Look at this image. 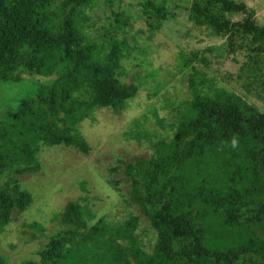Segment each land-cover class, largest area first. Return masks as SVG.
<instances>
[{
  "label": "trees",
  "instance_id": "1",
  "mask_svg": "<svg viewBox=\"0 0 264 264\" xmlns=\"http://www.w3.org/2000/svg\"><path fill=\"white\" fill-rule=\"evenodd\" d=\"M95 2L0 0V229L32 204L19 178L42 169L44 146L89 154L80 124L100 108L121 114L138 93L121 78L126 43L89 34ZM166 2L140 0L155 29L168 18ZM188 12L224 40L221 56L237 70L210 74L205 54L192 53L191 98L172 136L109 169L129 216L95 218L68 201L39 264H264V25L243 1L192 0ZM238 13L245 16L234 20ZM114 15L123 23L121 10ZM22 83L34 87L14 98L12 86ZM141 217L156 235L150 250L137 233Z\"/></svg>",
  "mask_w": 264,
  "mask_h": 264
},
{
  "label": "rangeland",
  "instance_id": "2",
  "mask_svg": "<svg viewBox=\"0 0 264 264\" xmlns=\"http://www.w3.org/2000/svg\"><path fill=\"white\" fill-rule=\"evenodd\" d=\"M237 1L245 2L254 11L257 23L264 25V0ZM191 3L192 0H167L168 18L155 29L152 26L156 24L155 18L148 24L140 0H114L112 4L96 0L89 12V34L100 43L106 34L113 33L126 43L121 78L136 83L138 93L121 114L100 108L91 119L80 124V131L91 147L89 154L65 146L41 149L42 169L19 178L32 193L33 202L12 223L0 229V260L7 264H39L38 251L61 228L57 216L68 201L86 206L95 218L106 216L119 221L129 216L125 201L107 183L113 177L109 169L119 158L126 161L134 156L150 155L154 141L162 135L172 136V124L179 109L191 98V70L185 66L186 60L192 53H204L209 61L204 70L219 75L235 72L240 64L221 56L223 39L206 27L195 26L189 19ZM117 10H121L123 21L119 25L114 15ZM244 16L233 14V19ZM209 47L214 51H207ZM33 85L12 86L16 91L14 98L32 90ZM11 92V89L2 90V95L6 97ZM133 212L139 214L137 209ZM141 223L137 233L150 250L156 235L145 218L141 217Z\"/></svg>",
  "mask_w": 264,
  "mask_h": 264
},
{
  "label": "clouds",
  "instance_id": "3",
  "mask_svg": "<svg viewBox=\"0 0 264 264\" xmlns=\"http://www.w3.org/2000/svg\"><path fill=\"white\" fill-rule=\"evenodd\" d=\"M236 144H237L236 140H233V141H232V146H233V147H236Z\"/></svg>",
  "mask_w": 264,
  "mask_h": 264
}]
</instances>
